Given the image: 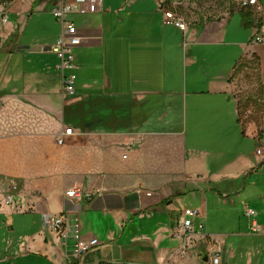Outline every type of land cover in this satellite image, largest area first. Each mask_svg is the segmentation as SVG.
<instances>
[{
  "label": "crops",
  "instance_id": "0c3cea01",
  "mask_svg": "<svg viewBox=\"0 0 264 264\" xmlns=\"http://www.w3.org/2000/svg\"><path fill=\"white\" fill-rule=\"evenodd\" d=\"M173 1L0 0V198L21 264H209L212 251L264 264V0L236 7L234 28L235 12L194 20ZM61 3L85 10L66 16L80 35L74 94L53 51ZM75 187L82 198L66 195ZM186 208L198 213L182 251ZM59 215L100 244L65 246L46 225Z\"/></svg>",
  "mask_w": 264,
  "mask_h": 264
},
{
  "label": "built area",
  "instance_id": "2783aa9c",
  "mask_svg": "<svg viewBox=\"0 0 264 264\" xmlns=\"http://www.w3.org/2000/svg\"><path fill=\"white\" fill-rule=\"evenodd\" d=\"M239 7L247 10L249 8H258L260 0H238ZM173 7H178L181 5L179 1L172 2ZM80 11L82 13L85 12L84 9H78L76 6L70 3H61L58 5H54L52 7V14L62 23V33L57 38L55 45L53 46V51L60 58V63L58 65L59 70L61 71L62 81H63V89L65 93L74 94L76 92V81H77V73L76 68L77 64L75 61V53L73 46L78 45L80 43V35L77 26L73 21L66 20V16L72 12ZM165 12V23L166 24H174L182 30H186L187 24L185 20L178 14L173 8L164 7ZM6 21V16H1L0 18V29L3 22ZM256 40L258 42H264V38L262 36H257ZM74 134V129L72 127H66L61 133H59L56 137L58 144H64L68 137ZM139 137H143L140 135ZM258 154L262 153V149H258ZM84 190L80 187H75L69 189L66 192V195L70 198H82L84 196ZM86 196L90 197L89 194ZM12 202L11 196H7L5 199V203L10 205ZM198 213L197 210L192 208H186L183 211L178 223V231L175 233L176 236L181 238L182 243V251H184L187 240L190 235L195 232V223L194 216ZM248 214H255L253 209L248 210ZM47 228L48 230L56 236H59L66 246L69 238H72L74 241V245L76 246V251L79 254H83L84 252L96 247L100 244L97 238H92L89 241H85L80 234V222L78 218L68 217L67 215H59V216H51L47 219ZM200 228H203V225H199ZM185 252H183V255ZM211 261L209 264H221L219 255L217 251H212L210 253ZM53 264H70L68 262H57L54 261ZM172 264H179L176 261H173Z\"/></svg>",
  "mask_w": 264,
  "mask_h": 264
},
{
  "label": "rangeland",
  "instance_id": "374dc122",
  "mask_svg": "<svg viewBox=\"0 0 264 264\" xmlns=\"http://www.w3.org/2000/svg\"><path fill=\"white\" fill-rule=\"evenodd\" d=\"M181 3L178 9L188 17L194 20H215L229 16L235 12L236 7L239 10L243 8L239 7L238 0H177ZM240 13L235 12L231 20V28L236 27L242 21ZM186 127V120L183 122ZM10 206L4 203V200L0 198V262L6 260L5 264H15L14 252L18 250L17 244L22 240L20 236V224L18 223V217L11 211ZM13 213V214H10ZM13 220L15 222L16 230H12ZM22 221V220H20ZM26 258L19 257L16 264H21V261H25Z\"/></svg>",
  "mask_w": 264,
  "mask_h": 264
},
{
  "label": "water",
  "instance_id": "95a60500",
  "mask_svg": "<svg viewBox=\"0 0 264 264\" xmlns=\"http://www.w3.org/2000/svg\"><path fill=\"white\" fill-rule=\"evenodd\" d=\"M206 258H208V256Z\"/></svg>",
  "mask_w": 264,
  "mask_h": 264
}]
</instances>
